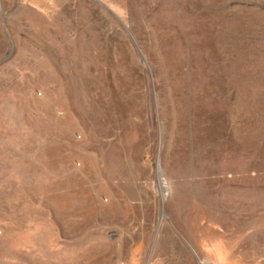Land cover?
I'll return each instance as SVG.
<instances>
[{"label": "rangeland", "instance_id": "rangeland-1", "mask_svg": "<svg viewBox=\"0 0 264 264\" xmlns=\"http://www.w3.org/2000/svg\"><path fill=\"white\" fill-rule=\"evenodd\" d=\"M9 1L0 264H264V0Z\"/></svg>", "mask_w": 264, "mask_h": 264}, {"label": "crops", "instance_id": "crops-1", "mask_svg": "<svg viewBox=\"0 0 264 264\" xmlns=\"http://www.w3.org/2000/svg\"><path fill=\"white\" fill-rule=\"evenodd\" d=\"M12 0H10L9 2L11 3ZM7 3V0H0V23L4 22V17H5V10H4V6ZM67 194L62 193L61 196H65ZM68 198H64L63 200H68V202H63L61 205L64 209H67V211H69L70 215H73V193L67 195ZM46 198V193L42 192V193H38L37 195V200H44ZM61 198V197H60ZM62 199V198H61ZM44 208V204H38L39 207ZM222 263V262H220ZM229 264H239V261L236 257H234L231 262Z\"/></svg>", "mask_w": 264, "mask_h": 264}]
</instances>
